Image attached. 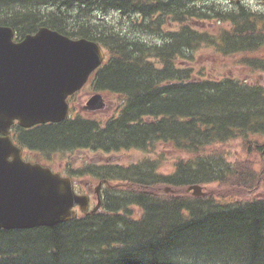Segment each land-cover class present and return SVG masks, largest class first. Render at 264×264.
Listing matches in <instances>:
<instances>
[{
	"label": "trees",
	"instance_id": "trees-1",
	"mask_svg": "<svg viewBox=\"0 0 264 264\" xmlns=\"http://www.w3.org/2000/svg\"><path fill=\"white\" fill-rule=\"evenodd\" d=\"M194 1L0 0V23L17 35L48 25L103 45L106 60L91 78L93 89L118 95L117 113L106 121L69 118L41 128L29 138L32 146H48L50 155L58 147L152 153L97 176L120 182L105 195L106 212L0 229V264H264V197L252 193L264 182V158H253L264 143V86L213 79L188 65L205 44L217 57L264 72V10L226 12ZM82 7L88 11L74 19ZM95 7L136 14L138 31L127 36L91 23ZM158 30L161 43L138 34ZM194 74L201 79L192 80ZM235 144L247 155L229 163L226 148ZM192 183L212 185L192 196L184 189ZM165 185L174 192H163Z\"/></svg>",
	"mask_w": 264,
	"mask_h": 264
},
{
	"label": "water",
	"instance_id": "water-1",
	"mask_svg": "<svg viewBox=\"0 0 264 264\" xmlns=\"http://www.w3.org/2000/svg\"><path fill=\"white\" fill-rule=\"evenodd\" d=\"M13 33L11 27L0 25V130L14 118L24 126L61 121L68 113V95L102 62L99 45L46 29L14 42ZM105 106L103 96L94 93L84 108L96 111ZM8 146L0 139V227L53 225L73 217V206L86 210L88 198L74 193L70 178L21 161ZM191 188L194 195L204 194L200 185Z\"/></svg>",
	"mask_w": 264,
	"mask_h": 264
},
{
	"label": "rangeland",
	"instance_id": "rangeland-1",
	"mask_svg": "<svg viewBox=\"0 0 264 264\" xmlns=\"http://www.w3.org/2000/svg\"><path fill=\"white\" fill-rule=\"evenodd\" d=\"M205 2L206 4L213 3L214 0H199V2ZM219 2H222L226 6L231 2V0H217ZM243 4H249L253 7H264V0H240ZM240 2V3H241ZM55 8V7H54ZM91 15L94 16L95 20L101 19L102 23L108 27L118 28L120 25L124 27V30H128L130 28V20L129 18L132 15H123L121 12L115 10V9H108L104 10L100 7H95L94 11H91ZM72 20V19H71ZM72 22V21H71ZM173 29H177L178 26L172 27ZM139 36L143 39H150L154 41H160L161 38L153 33H147V32H139ZM212 47L204 45L201 48L197 49L194 53L195 57H197L198 63L193 64L194 67L198 70L200 67L205 68V72L208 73V76L213 78H221V77H230V78H236L243 81H247L250 83L256 82L264 86V72H249L245 68H243L238 63H233V58H220L212 54ZM92 92V86L91 85H85L81 91L75 95V101L77 104L74 106L75 108H80V104H82L86 97ZM106 100L109 104L108 109L105 112H97L95 114V117H97L98 120L103 121L105 117L110 115L112 113V102H114V97L111 95L106 96ZM115 105H117V102H114ZM264 147L261 149L263 150ZM228 150L227 153V160L229 163H232L233 160H235L237 157H245L247 154L243 152L238 145L235 146H229L226 148ZM122 159L119 161L113 162L114 165H122V166H128L131 163H136L139 160H141L144 156H147L148 154L140 149L130 148L125 151H123L121 154ZM70 161L75 159L76 154H66L65 155ZM256 159L260 160L261 157L257 153ZM80 162V161H79ZM78 163L75 168H79L80 164ZM56 169H59L57 166H55ZM252 193L255 196H262L264 197V182L260 185V187H257L252 191ZM96 198L93 194L90 196V208L95 205Z\"/></svg>",
	"mask_w": 264,
	"mask_h": 264
},
{
	"label": "flooded vegetation",
	"instance_id": "flooded-vegetation-1",
	"mask_svg": "<svg viewBox=\"0 0 264 264\" xmlns=\"http://www.w3.org/2000/svg\"><path fill=\"white\" fill-rule=\"evenodd\" d=\"M197 0H195L194 2H196ZM238 2V1H237ZM40 125H34L31 127H23L22 125H20L19 120H14V122L10 125L9 127V133L14 141V143L22 148L23 151V157L26 160H31L30 158H32V154H37L38 152L34 149H32L31 147H38V146H32L33 144L30 143L29 138L32 137L34 134H36L38 132V130H40ZM46 128L49 129L50 128V122L45 124ZM45 150H47V148L49 149L50 147L48 146H44ZM79 153H82L83 156L85 157V159H82V163L85 164L89 159H90V163L89 164H93L94 165V169L96 172L101 173L103 171L104 168L109 169V167L111 166L110 164L105 162L106 159V155L108 154L107 151H104L101 148H97V147H86V148H81L79 150ZM41 156H38L37 159L45 166H49L50 167V156L47 155V151L40 154ZM80 154L76 155L75 161L78 160V158L80 157ZM93 160H97V161H93ZM105 162V163H102ZM84 166V165H83ZM116 183L114 184H108L109 186H112V188H115ZM116 192L114 190L111 189L110 193ZM106 192L105 189H101V197L102 200L103 198H105Z\"/></svg>",
	"mask_w": 264,
	"mask_h": 264
},
{
	"label": "bare ground",
	"instance_id": "bare-ground-1",
	"mask_svg": "<svg viewBox=\"0 0 264 264\" xmlns=\"http://www.w3.org/2000/svg\"><path fill=\"white\" fill-rule=\"evenodd\" d=\"M198 1V0H197Z\"/></svg>",
	"mask_w": 264,
	"mask_h": 264
}]
</instances>
